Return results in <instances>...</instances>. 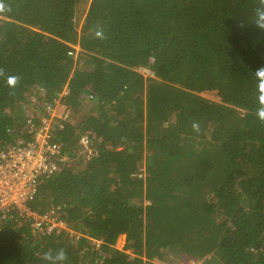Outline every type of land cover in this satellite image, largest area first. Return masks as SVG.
I'll return each instance as SVG.
<instances>
[{
    "label": "trees",
    "instance_id": "16d2710c",
    "mask_svg": "<svg viewBox=\"0 0 264 264\" xmlns=\"http://www.w3.org/2000/svg\"><path fill=\"white\" fill-rule=\"evenodd\" d=\"M0 4V148L68 90L60 108L70 121L53 132L57 171L39 177L30 206L55 207L82 234L33 232L28 218L0 213V264H45L42 254L60 248L66 264H264V123L252 77L264 32L240 26L255 0ZM86 132L90 155L79 149Z\"/></svg>",
    "mask_w": 264,
    "mask_h": 264
},
{
    "label": "built area",
    "instance_id": "2783aa9c",
    "mask_svg": "<svg viewBox=\"0 0 264 264\" xmlns=\"http://www.w3.org/2000/svg\"><path fill=\"white\" fill-rule=\"evenodd\" d=\"M70 53L74 54L72 51ZM67 91L64 89L53 100L44 101L43 113L38 111L26 119L20 134L23 136L0 148V213L3 216L12 214L28 218L33 232L57 234L67 230L78 238L82 234L74 230L55 207L39 213L30 206L38 194L39 177L50 176L57 171L53 158L61 155L62 148L53 139V132L70 121V111L60 108V98ZM35 99L37 97L32 95L31 100ZM13 129L14 126L10 128ZM79 146L82 153L90 155L94 152L92 136L88 132L80 135ZM184 264L210 262L207 256L188 255L184 258Z\"/></svg>",
    "mask_w": 264,
    "mask_h": 264
},
{
    "label": "clouds",
    "instance_id": "9594fccd",
    "mask_svg": "<svg viewBox=\"0 0 264 264\" xmlns=\"http://www.w3.org/2000/svg\"><path fill=\"white\" fill-rule=\"evenodd\" d=\"M2 10L3 5L0 4V11ZM240 26H251L260 32H264V0H255V6L251 15L245 18ZM97 35L99 36L100 33L98 32ZM75 47L76 49L79 48L78 46ZM73 55H75V53ZM2 76H4V70L0 69V77ZM252 77L254 80V98L256 103L255 116L261 123H264V66L255 69L254 72H252ZM19 80L20 77L11 75L7 76L6 83L10 88H15ZM193 127L198 128V125L194 124ZM41 259L45 264H66L68 256L66 250L60 248L55 250V252L51 250L44 252Z\"/></svg>",
    "mask_w": 264,
    "mask_h": 264
},
{
    "label": "rangeland",
    "instance_id": "374dc122",
    "mask_svg": "<svg viewBox=\"0 0 264 264\" xmlns=\"http://www.w3.org/2000/svg\"><path fill=\"white\" fill-rule=\"evenodd\" d=\"M74 56H75V55H74ZM139 71H140L141 73H143L145 77H147V76H154L153 71H152L150 68H148V67H140V68H139ZM205 96H210V94H206ZM210 97H213V96H210ZM88 133L92 136V140H93V142H95L94 135H93L92 133H90V132H88ZM79 149H80V146H79ZM141 168H142V169H141L140 171H141L142 173H139V175L144 177L145 173H144L143 170H144L145 167L142 166ZM93 240H94V242H95L96 244H97V242L100 243V240H97V239H93ZM124 243H125V235L122 234V235L117 239V242H116L115 246H117L118 248L121 249V248L123 247ZM186 256H188V255H185L184 258H186ZM207 257H208V256H207Z\"/></svg>",
    "mask_w": 264,
    "mask_h": 264
}]
</instances>
